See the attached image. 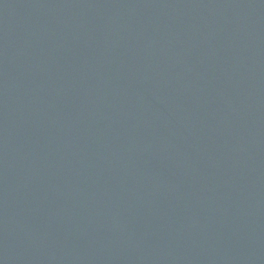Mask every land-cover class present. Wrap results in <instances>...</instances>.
<instances>
[{"label":"water","instance_id":"95a60500","mask_svg":"<svg viewBox=\"0 0 264 264\" xmlns=\"http://www.w3.org/2000/svg\"><path fill=\"white\" fill-rule=\"evenodd\" d=\"M0 264H264V0H0Z\"/></svg>","mask_w":264,"mask_h":264}]
</instances>
